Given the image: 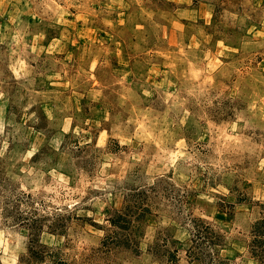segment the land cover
Wrapping results in <instances>:
<instances>
[{
	"label": "rangeland",
	"instance_id": "rangeland-1",
	"mask_svg": "<svg viewBox=\"0 0 264 264\" xmlns=\"http://www.w3.org/2000/svg\"><path fill=\"white\" fill-rule=\"evenodd\" d=\"M262 220L264 0H0L1 264H259Z\"/></svg>",
	"mask_w": 264,
	"mask_h": 264
},
{
	"label": "trees",
	"instance_id": "trees-1",
	"mask_svg": "<svg viewBox=\"0 0 264 264\" xmlns=\"http://www.w3.org/2000/svg\"><path fill=\"white\" fill-rule=\"evenodd\" d=\"M110 222H111L112 226H114V227H121L122 225L127 226V224L130 223L129 215H128V213H123L121 211H115L114 216L112 218H110ZM203 224L204 225H202V234L206 239V237L209 238V235L211 236V234L213 233L212 232L213 230H211V227L208 224H206V223H203ZM214 236H216V234ZM117 241H119V240H117ZM213 243H215V242H213ZM251 246H252V253L254 254L255 258L258 260L259 264H264V220L255 224V226H254V240L252 241ZM36 249H37L36 247L32 246L31 256L36 257V258L41 257V256H39L40 254L36 251ZM211 259H213V258H211ZM208 264H210V263L208 262ZM211 264H213V263H211ZM214 264H223V260H221V263L219 262V263H214Z\"/></svg>",
	"mask_w": 264,
	"mask_h": 264
}]
</instances>
